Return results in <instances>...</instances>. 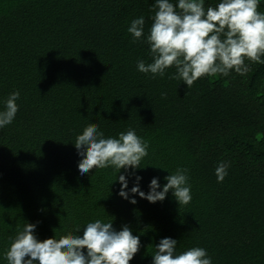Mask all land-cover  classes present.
I'll return each mask as SVG.
<instances>
[{"label": "trees", "instance_id": "16d2710c", "mask_svg": "<svg viewBox=\"0 0 264 264\" xmlns=\"http://www.w3.org/2000/svg\"><path fill=\"white\" fill-rule=\"evenodd\" d=\"M153 5L0 0V101L19 92L13 121L0 129V264L26 222L43 242L97 218L139 236L129 264H151L166 236L177 252L203 247L212 264H264V64L245 61L243 76H205L189 88L170 78L174 68L140 73L137 60L151 62L147 45L126 29L143 16L147 33ZM92 124L105 137L132 128L147 141L137 169L145 192L151 177L163 184L187 169L190 202L178 205L169 192L162 202L130 204L116 195L113 169L79 176L74 140ZM220 161L229 167L217 182Z\"/></svg>", "mask_w": 264, "mask_h": 264}, {"label": "clouds", "instance_id": "9594fccd", "mask_svg": "<svg viewBox=\"0 0 264 264\" xmlns=\"http://www.w3.org/2000/svg\"><path fill=\"white\" fill-rule=\"evenodd\" d=\"M261 3L264 0H217L214 6L205 7V0H154L147 33L143 16L132 19L126 29L133 42L143 37L151 58L148 63L137 60L136 70L156 78L174 68L170 78L187 88L205 76L245 75L249 71L245 61L264 64V12L257 11ZM18 99L19 92L12 91L0 101V129L13 121ZM74 144L78 175L82 177L91 169H113L115 178L110 182L118 185L116 195L130 204H135L137 197L149 203L162 202L169 192L178 205H187L192 198L187 169L168 172L163 184L158 177H151L147 192L140 188L142 177L137 169L148 155V143L132 128L105 137L98 125L92 124ZM228 167V161L217 163V182L223 181ZM35 227L26 222L17 229L3 253L6 264H129L141 247L139 236L126 224L115 229L112 218L76 224L72 233L58 241L41 242ZM176 245L175 238H160L153 246L151 264H212L203 247L177 252Z\"/></svg>", "mask_w": 264, "mask_h": 264}]
</instances>
